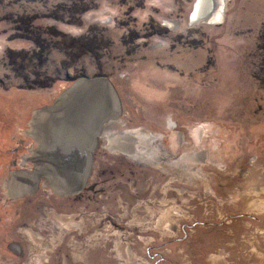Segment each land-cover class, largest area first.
I'll list each match as a JSON object with an SVG mask.
<instances>
[{
	"label": "rangeland",
	"instance_id": "374dc122",
	"mask_svg": "<svg viewBox=\"0 0 264 264\" xmlns=\"http://www.w3.org/2000/svg\"><path fill=\"white\" fill-rule=\"evenodd\" d=\"M197 3L0 0V264H264V0H225L223 22L191 29ZM100 76L120 106L92 152L103 198L61 196L44 177L11 195L38 162L34 111ZM133 129L164 153L156 143L143 162L105 137Z\"/></svg>",
	"mask_w": 264,
	"mask_h": 264
},
{
	"label": "water",
	"instance_id": "95a60500",
	"mask_svg": "<svg viewBox=\"0 0 264 264\" xmlns=\"http://www.w3.org/2000/svg\"><path fill=\"white\" fill-rule=\"evenodd\" d=\"M68 91L60 105L46 110L36 167L21 170L17 178L22 175L20 180L27 186L23 193L36 190L40 177L61 196L81 191L92 165L96 137L119 113L117 93L106 77H81Z\"/></svg>",
	"mask_w": 264,
	"mask_h": 264
},
{
	"label": "bare ground",
	"instance_id": "6f19581e",
	"mask_svg": "<svg viewBox=\"0 0 264 264\" xmlns=\"http://www.w3.org/2000/svg\"><path fill=\"white\" fill-rule=\"evenodd\" d=\"M221 1H223V2H221ZM224 1L225 0H210L209 2L208 1H205V0H198V3H197V5H195V8L193 9V11H192V14H191V16H190V18L188 19V24H190V28L191 27H193V26H195V25H197V24H202V23H209V24H216L217 22H220V21H222V12H221V9H222V6H223V4H224ZM212 2H213V5H214V9H213V11L210 13V8H211V4H212ZM221 2V3H220ZM198 4H201V8L199 9V7H198ZM209 4H210V6H209ZM205 11H209V15H208V18L206 19L205 17H204V13H205ZM223 22V21H222ZM167 25L168 26H170L171 27V29H173V30H175V29H177L178 28V25H179V22L178 21H174V20H172V19H169L167 22ZM218 24V23H217ZM192 29V28H191ZM69 93V91L67 90L66 92H64L60 97H59V99H58V101H57V103H56V105H58L59 103H61L62 102V100L65 98H67L68 97V94ZM71 93V92H70ZM71 95V94H70ZM60 105V104H59ZM51 107L53 108V106H50V107H45V108H41V109H37L36 111H34V113H33V124H32V131L30 132V134L32 133V132H34V134L37 132V127L38 126H40V127H42V126H44V123H45V121L43 122V118H44V116L46 115V110H49V109H51ZM117 118H119L118 117V115H115V116H112V118H110V121H112V120H114V119H117ZM48 120H50L49 118H48ZM110 121H108V122H110ZM119 121V120H118ZM107 122V123H108ZM38 123H40V125H38ZM106 123V124H107ZM104 128V127H103ZM103 128H102V130H103ZM39 129V128H38ZM105 129H106V127H105ZM101 130V131H102ZM134 131H136V130H134ZM103 133V132H102ZM122 133V132H121ZM141 133V132H140ZM140 133L137 131L136 132V135H138V136H142V138H146L145 136H144V134H142V135H140ZM144 133V132H143ZM127 135H128V133H126ZM130 134V133H129ZM148 134V133H147ZM150 134V133H149ZM106 136V138L108 139V141L110 142V144H112V143H115L114 141L117 139V135H119V133H117V132H113V131H107L106 132V134H105ZM146 135V134H145ZM99 136V134L97 135V137ZM38 141H39V143H40V140H39V137H38ZM150 141H151V149L153 150L154 148L152 147V145L153 146H156L157 144L156 143H160L159 142V136L157 135V136H154V135H152V137L150 138ZM118 142V141H117ZM119 144V147H117V149L118 150H123V151H126L127 152V150H129L127 147H126V145L124 144V143H122V144H120V143H118ZM129 144V143H128ZM160 146V144L158 145V149H159V152H160V154L163 152L164 153V149L162 148V147H159ZM140 148V147H139ZM163 150H162V149ZM39 149L41 150V148L40 147H38V150L37 151H35L34 153H33V155L32 156H38V154H39ZM141 149V148H140ZM154 153H156V151H153L152 153H149L148 154V157L149 156H153L154 155ZM133 156V155H132ZM191 156V155H190ZM194 157V156H193ZM186 158H188L189 159V157L188 156H186ZM32 159H33V157H32ZM35 162H37L36 160H35ZM156 164H157V166L158 167H160V168H165L166 166L164 165L165 163L162 161V160H159V161H156ZM167 168V170L169 171L170 169H172L171 167L170 168H168V166L166 167ZM18 178V174L17 173H14L11 177H10V181H9V185H10V190H11V195H13L14 196V194L16 193V190H17V192L19 191V190H22V188H27V186H26V184L23 182V180H20V179H17ZM52 182V181H51ZM44 185L45 186H47L46 184H45V182H44ZM51 185H50V183H49V186L48 187H50ZM14 187H15V193H14Z\"/></svg>",
	"mask_w": 264,
	"mask_h": 264
},
{
	"label": "flooded vegetation",
	"instance_id": "af4514ba",
	"mask_svg": "<svg viewBox=\"0 0 264 264\" xmlns=\"http://www.w3.org/2000/svg\"><path fill=\"white\" fill-rule=\"evenodd\" d=\"M116 121H118V120H114V121H112V123H117ZM171 126H169V127H172L173 126V123H171L170 124ZM102 130V129H101ZM134 130V129H133ZM136 131H117V130H108V131H113V132H117V133H119V135H117V139H116V143H117V141H118V143H120V144H122V143H124L125 145L127 144V142H124V141H122L123 139H133V140H139V139H141L140 141H141V143H138V145L140 146V145H142L143 144V147H142V149H140L139 148V146H137V148L135 147V145H133V147L131 148L130 146L128 147V149L129 150H127V152L126 151H123V150H119L122 154H125L126 156H128V157H131V158H135V159H139V160H143V162H150V163H152V160H153V158L151 157V156H149L148 157V154L149 153H152V150H151V141H150V138L152 137V134L150 133V132H147V130H141V129H135ZM141 132L140 133V135H142V134H144V136L146 137V138H142V136H138V135H131V134H126V133H130V132H133V134L134 133H136V132ZM122 132V133H121ZM144 132V133H143ZM148 133V134H147ZM150 133V134H149ZM146 134V135H145ZM101 134H99V138H101ZM109 142V141H108ZM110 143V142H109ZM109 146V145H108ZM141 147V146H140ZM133 155V156H132ZM183 156V154L182 155H180L179 157H177L175 160H173V161H176V163H178V162H180L181 160H180V158ZM160 160V159H159ZM156 162V161H155ZM91 169H92V165H91V168H90V172H89V174H88V177H87V180H86V183H85V185H84V187H83V189L81 190V191H79L78 193H76V194H71V195H79V196H81L82 198H85V199H87L88 201H96L95 199H92L91 198V196H94V195H97L98 197H101V198H103V192H104V189L103 190H100V191H98V184L99 185H101L100 184V182H107V180H108V178L106 179V178H102V176H100V175H98V176H96V175H93V176H91L92 174H91ZM23 170H26V169H23ZM102 174V173H101ZM103 175V174H102ZM90 179H91V181H90ZM89 183V184H88ZM38 185H42V184H40V182H39V184ZM103 191V192H102ZM83 192H84V194H83ZM82 194V195H81ZM71 195H69V196H71ZM78 196V197H79ZM68 197V196H67ZM103 207V206H102ZM96 217H90V219H95ZM82 219L84 220V221H86V219H89V217H82ZM112 219H115V218H113L112 217ZM107 221L108 222H110L111 223V219L110 218H108L107 219ZM98 224L97 225H99V223L100 224H102V225H104V223H105V220H103V219H101L100 218V221H98L97 222ZM54 223H52V225H53ZM63 225H67V224H63ZM73 225V224H72ZM73 226H76V224L75 225H73ZM57 228V227H56ZM58 229H60L59 227H58ZM97 229V230H96ZM96 229H94V230H96L97 231V233H99V230L100 229H102V227H96ZM61 230V229H60ZM92 234H94V232H92V233H89V235H91L92 236ZM48 235H51V233H42V236H40L39 238L40 239H43L44 237H47ZM97 238V237H96Z\"/></svg>",
	"mask_w": 264,
	"mask_h": 264
},
{
	"label": "crops",
	"instance_id": "0c3cea01",
	"mask_svg": "<svg viewBox=\"0 0 264 264\" xmlns=\"http://www.w3.org/2000/svg\"><path fill=\"white\" fill-rule=\"evenodd\" d=\"M86 239L89 240L90 238L87 237ZM73 256H74V255H73ZM73 256H71V258H72ZM89 258H90V259H89ZM100 259H101L100 257H97V259L94 260L93 255H90V257H87V258H86V260H88V263H91V264H95V263L98 264V262L100 261ZM71 262H74L73 259H71ZM72 264H74V263H72Z\"/></svg>",
	"mask_w": 264,
	"mask_h": 264
}]
</instances>
